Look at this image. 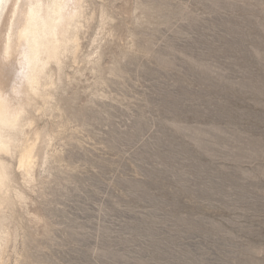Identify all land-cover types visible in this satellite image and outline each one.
Wrapping results in <instances>:
<instances>
[{"label": "rangeland", "instance_id": "obj_1", "mask_svg": "<svg viewBox=\"0 0 264 264\" xmlns=\"http://www.w3.org/2000/svg\"><path fill=\"white\" fill-rule=\"evenodd\" d=\"M78 37L32 182L1 156V263L264 264V0H83Z\"/></svg>", "mask_w": 264, "mask_h": 264}, {"label": "bare ground", "instance_id": "obj_2", "mask_svg": "<svg viewBox=\"0 0 264 264\" xmlns=\"http://www.w3.org/2000/svg\"><path fill=\"white\" fill-rule=\"evenodd\" d=\"M82 3L83 0H0V25L5 21L0 28V198L9 192L11 174L1 158L3 154H17L24 180L32 182L35 141L30 133L34 120H23L25 106L31 95H40L49 87L48 65L53 60L61 62L68 43L78 44ZM50 83L54 84L53 80ZM21 121L26 129L19 128ZM16 197L24 198L19 191ZM3 230L0 229V264L8 241Z\"/></svg>", "mask_w": 264, "mask_h": 264}]
</instances>
